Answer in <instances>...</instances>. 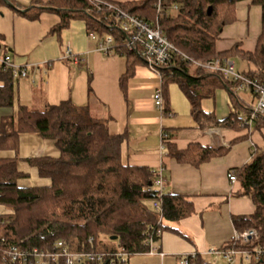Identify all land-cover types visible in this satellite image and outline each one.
<instances>
[{"label": "trees", "instance_id": "1", "mask_svg": "<svg viewBox=\"0 0 264 264\" xmlns=\"http://www.w3.org/2000/svg\"><path fill=\"white\" fill-rule=\"evenodd\" d=\"M244 0H165L164 11L158 14L157 0H142L117 4L126 13L158 25L167 38L185 54L208 62L216 57L215 44L225 25L236 20L235 6ZM262 8V33L254 52L243 53V58L256 67L255 72L244 73L246 78L264 85V0H251ZM20 9L14 0H0ZM177 6V9H174ZM212 13L208 15V8ZM24 14L38 16L42 11H53L61 17L59 29L73 20H83L88 32L99 36L113 34L121 43L122 32L118 26L109 29L106 22L85 0H38ZM169 10L176 11L169 13ZM108 15V14H107ZM116 53L132 61L139 56L125 47ZM7 54V53H5ZM218 56V55H217ZM224 60L223 56H219ZM223 57V58H222ZM226 60V59H225ZM178 57L173 66L164 72L163 80L178 82L189 97L197 121L211 119L200 108V101L217 86L238 87L240 82L225 80L221 74H208ZM129 69V70H130ZM14 80L10 72H0V107L12 108ZM207 89L208 93H204ZM254 110V109H253ZM251 110L248 117L253 112ZM17 119L11 120L0 132V151L19 150L22 134H35L44 140L56 142L58 158H30L26 162L38 169L48 186L21 187L19 180L27 178L19 170L18 158H0V239L21 250L40 248L49 250L56 241H65L74 252L112 253L124 252L126 261L111 259L102 264H128L131 256L149 251L151 237L156 241L158 228L167 229L163 220L176 223L194 213L192 203L186 198L164 193L161 212L151 207L157 200L153 183L160 171L147 167L131 166L123 159L126 136L110 130L108 124L92 116L89 108L75 106L70 100L43 110L21 106ZM218 125L235 127L241 119L227 118ZM257 128L264 127V115L254 120ZM168 155L180 163L199 166L227 150H216L195 144L185 151H178L169 143L170 136L162 137ZM241 184L240 195L249 198L255 212L249 218H235L238 232L255 230L258 239L247 246L231 240L229 248L253 249L264 245V148L257 150L250 163L236 171ZM116 237V240L112 238ZM0 264L10 262L0 255ZM98 264V263H84ZM251 264H264L261 262Z\"/></svg>", "mask_w": 264, "mask_h": 264}, {"label": "crops", "instance_id": "2", "mask_svg": "<svg viewBox=\"0 0 264 264\" xmlns=\"http://www.w3.org/2000/svg\"><path fill=\"white\" fill-rule=\"evenodd\" d=\"M38 0H14L20 9L0 4V52L9 54L25 69L28 78L14 80V105L0 107V132L11 120L17 119L21 106L43 110L70 100L75 106L89 108L92 116L106 122L110 130L126 136L123 159L131 166L160 171L165 178V193L189 200L193 215L176 223H164L157 241L158 254H136L149 264H227L222 256L210 255L212 248L227 246L240 232L235 218H249L255 205L240 195L241 184L229 180L235 172L250 163L253 154L264 148V127L251 128L218 125L227 118L243 120L255 109L257 97L248 87L217 86L200 101V108L211 119L197 121L193 106L178 82H167L143 61L104 54L91 39L85 21L73 20L59 29L61 17L53 11L38 16L24 14ZM123 4L142 0H110ZM262 8L251 0L235 6L236 20L225 25L216 41V57L234 63L235 71L255 72L254 65L243 53L254 52L262 33ZM67 46L81 60L75 65L66 59ZM201 61V60H200ZM0 65V72H1ZM130 69V70H129ZM166 71V70H165ZM164 71V72H165ZM162 92L163 111L154 102V95ZM246 112V113H245ZM178 151L191 145L227 150L222 156L194 166L180 163L168 155L163 134ZM56 142L35 134H22L19 150L0 151V158H18L19 170L27 178L19 180L21 187L48 186V179L40 178L38 169L26 162L30 158H58ZM153 208V203L151 205ZM155 211V210H154ZM245 232V231H244ZM234 264L244 263L237 256Z\"/></svg>", "mask_w": 264, "mask_h": 264}, {"label": "built area", "instance_id": "3", "mask_svg": "<svg viewBox=\"0 0 264 264\" xmlns=\"http://www.w3.org/2000/svg\"><path fill=\"white\" fill-rule=\"evenodd\" d=\"M91 5L99 14V16L106 22L109 29L118 26L122 32L121 43H116V37L113 34L99 36L94 32H90L89 36L98 44V48L104 54L116 53V48L125 47L129 51L138 54L141 61H143L149 68L155 71L162 78L164 71L170 66L178 57L182 62H187L197 68L205 70L208 74L218 73L223 76L225 80H234L240 82L237 88L248 87L257 97V105L251 115L242 120L244 127L251 128L254 120L258 116L264 115V85L256 81L249 80L244 75L235 71L234 63L229 60H222L221 58H214L208 62H202L185 54L177 46H175L163 33L158 25H153L139 17L132 16L123 11L117 4L110 0H85ZM165 0H157L155 8L158 14L164 11L163 3ZM177 9V6H174ZM108 14V15H107ZM66 59L73 64H80L81 60L75 55L73 49L67 46L65 51ZM0 65L4 71L11 73L13 79L28 78V73L25 69L18 66L9 54L0 52ZM154 102L156 107L163 111L164 100L162 92L158 91L154 95ZM164 137V134H163ZM229 180L233 183L237 182L236 173L231 172ZM157 190V200L153 202V208L156 212H161V199L165 193V178L162 172L153 183ZM5 222H0V227ZM162 233L161 228H158L155 235L160 238ZM153 237L149 240L150 255L158 254L157 241ZM258 239V233L255 230H247L237 234L233 239L234 242L241 246H247L252 241ZM232 245L229 243V246ZM229 246L221 248H212L209 251L210 255L222 256L226 259L227 264H234L236 257L241 256L244 263H257L264 259V245L257 246L253 249H235ZM0 255L2 258H8L10 262H17L23 264H84V263H98L102 264L111 259H119L126 261L128 254L119 252L112 253H92V252H74L65 241H56L52 244L49 250L34 248L31 250H21L18 246L9 245L4 238L0 239ZM189 259L184 258L181 264H189Z\"/></svg>", "mask_w": 264, "mask_h": 264}, {"label": "rangeland", "instance_id": "4", "mask_svg": "<svg viewBox=\"0 0 264 264\" xmlns=\"http://www.w3.org/2000/svg\"><path fill=\"white\" fill-rule=\"evenodd\" d=\"M174 12H176L175 10L174 11H172L171 12V10H169V13H174ZM195 70H196V67L195 66H193V65H190V67H189V71H190V73L191 74H195ZM152 201H151V205H152ZM146 259H143V258H141V257H137V258H134V259H132L130 262H128V264H145V263H148L147 261H145ZM149 264H154V263H149ZM247 264H249V263H247Z\"/></svg>", "mask_w": 264, "mask_h": 264}, {"label": "water", "instance_id": "5", "mask_svg": "<svg viewBox=\"0 0 264 264\" xmlns=\"http://www.w3.org/2000/svg\"><path fill=\"white\" fill-rule=\"evenodd\" d=\"M211 13H212V7H209V8H208V15L210 16ZM112 239H113V240H116L117 238H116V237H113Z\"/></svg>", "mask_w": 264, "mask_h": 264}, {"label": "bare ground", "instance_id": "6", "mask_svg": "<svg viewBox=\"0 0 264 264\" xmlns=\"http://www.w3.org/2000/svg\"><path fill=\"white\" fill-rule=\"evenodd\" d=\"M246 113V112H245ZM263 245V244H262Z\"/></svg>", "mask_w": 264, "mask_h": 264}]
</instances>
